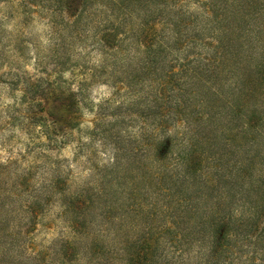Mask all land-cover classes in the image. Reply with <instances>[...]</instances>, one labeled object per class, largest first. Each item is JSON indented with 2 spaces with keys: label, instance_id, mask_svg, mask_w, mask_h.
Listing matches in <instances>:
<instances>
[{
  "label": "rangeland",
  "instance_id": "rangeland-1",
  "mask_svg": "<svg viewBox=\"0 0 264 264\" xmlns=\"http://www.w3.org/2000/svg\"><path fill=\"white\" fill-rule=\"evenodd\" d=\"M239 1L0 0V264H264Z\"/></svg>",
  "mask_w": 264,
  "mask_h": 264
},
{
  "label": "trees",
  "instance_id": "trees-1",
  "mask_svg": "<svg viewBox=\"0 0 264 264\" xmlns=\"http://www.w3.org/2000/svg\"><path fill=\"white\" fill-rule=\"evenodd\" d=\"M257 2H258V0H240L239 1L238 7H237L238 10L235 11V13H239L242 23L246 20V18H249V16H250L249 13H245V11L247 10L245 7L253 8V7L259 5V4H257ZM72 3H74V1ZM72 3H68L69 4L68 5L69 9H71V10L76 9L79 6V4H80L78 2V0H76V5H72ZM256 8L257 7H255L254 9H256ZM242 11H244V12H242ZM262 13L264 14V8H262V10L258 11L255 14L261 15ZM240 27H243V26H239V28ZM248 30L250 32L251 29H248ZM259 33L263 36L264 27L259 29ZM245 39H246V37L242 38L241 39L242 41L240 39H238L239 40L238 47H237V52L238 53L244 48V46L247 45L246 42H245ZM252 48H253V45H252ZM263 50H264V48H263ZM234 56H238V55L235 53ZM234 65L238 66V68L240 69V73L238 74L237 78H239L243 83H248V84L254 83L255 82L254 78L256 76H258V75L260 76L261 81L264 82V57L260 61V63H257L256 66L253 67L252 64L246 63V62L242 63V64H239V56H238V60H237L236 63H234ZM251 68H253V70L255 71V75L254 76H252V74H249V70ZM200 77H202V75H200ZM252 90L253 89H250L249 93L253 92ZM71 100L73 102V99H71ZM70 105H71V103H69L68 101H59L58 103H56L54 108L57 109V112H56L57 115L60 116L61 113L63 114L64 112L68 111V108H69ZM50 114L52 116H55L54 115L55 113H53V112H50ZM247 120H248V123L250 125L256 124L260 120L257 111L256 110L251 111V115H250V117ZM259 207L261 209H260L259 212L256 213V215H257V222L256 223L257 224L259 223L260 220L264 219V178L262 179V186H261V192H260V206ZM226 226H227V224L221 223V225L219 227H217V230L215 231V235H214V238H215L216 241L217 240H221V239H225L226 233L222 234L221 230H222V227L226 228ZM232 234L236 236V234H234V233H232ZM259 237H261V239L264 241V233L261 234ZM262 240H259V241H262ZM227 247H228V245H227ZM263 259H264V257H263Z\"/></svg>",
  "mask_w": 264,
  "mask_h": 264
}]
</instances>
